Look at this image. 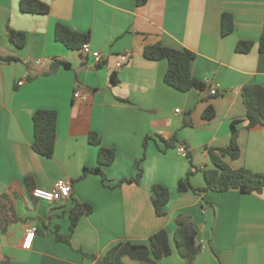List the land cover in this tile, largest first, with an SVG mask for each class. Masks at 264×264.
<instances>
[{
    "label": "crops",
    "instance_id": "1",
    "mask_svg": "<svg viewBox=\"0 0 264 264\" xmlns=\"http://www.w3.org/2000/svg\"><path fill=\"white\" fill-rule=\"evenodd\" d=\"M41 1L49 7L46 14L21 11L19 0H0L1 264H96L81 251L97 259L118 241L147 243L160 229L172 241L178 213L191 217L201 244L192 264H264V193L178 188L182 179L194 188L205 186L204 171L216 168L211 150L231 168L264 173V124L246 126L241 96L244 85L264 88L259 50L264 0ZM223 13L233 19L225 36ZM56 22L88 34L99 61L56 40ZM7 28L25 34L22 47L9 41ZM239 41H250V50L236 51ZM157 42L194 53L190 70L204 83L202 90L179 91L164 82L167 60L143 55ZM124 52L127 61L116 67ZM209 106L214 115L205 119ZM36 109L57 114L50 157L31 148ZM232 122L238 132L236 158L215 150L228 145ZM90 132L98 134L99 145L88 141ZM179 145L186 155L177 153ZM99 146L113 150L110 164H98ZM143 153L139 183H119L135 175V160ZM95 166L105 178L83 174ZM60 180L71 185L68 198L48 202L31 195L32 188L50 189ZM153 184L169 192L164 216L154 212ZM75 202L92 210L80 215L71 231ZM30 226L34 233L25 231ZM55 231L69 235V243L58 241ZM122 261L148 264L127 255ZM154 264L185 262L174 251Z\"/></svg>",
    "mask_w": 264,
    "mask_h": 264
},
{
    "label": "trees",
    "instance_id": "2",
    "mask_svg": "<svg viewBox=\"0 0 264 264\" xmlns=\"http://www.w3.org/2000/svg\"><path fill=\"white\" fill-rule=\"evenodd\" d=\"M146 0H136L137 5H142ZM20 10L26 13L46 14L49 7L41 0H19ZM233 30V19L229 13H223L220 21V34L225 36ZM8 39L16 47L20 48L24 45L25 34L22 31H16L12 28H7ZM54 38L63 43L69 49H80L81 44L88 41L89 35L75 31L67 25L56 22L54 25ZM252 43L250 41H239L235 45V50L238 52H248ZM259 50L264 51V34L259 39ZM144 57L152 60L166 59L168 67L164 74V82L179 91H186L191 88L202 90L204 83L197 80L191 74L190 66L194 59V53L187 48L177 49L162 45L160 42L146 46L143 49ZM5 61L10 60V57H3ZM67 65L66 63H63ZM241 96L246 108L245 116L247 119V127H252L256 124H264V88L259 85H244L241 88ZM214 115V110L211 106L207 107L202 116L205 119H211ZM56 119L57 114L52 109H36L32 113L33 139L31 148L36 153L50 157L53 152L54 140L56 136ZM231 124L230 141L227 146L215 149L222 155H228L231 158H236L239 155V146L237 143V129ZM161 141H163L160 138ZM88 141L92 144L99 145L100 138L97 133L90 132ZM146 140L143 141L145 147ZM186 155V154H185ZM144 157V153L135 160L136 173L132 177L122 178V182L139 183L142 169L140 162ZM210 157L215 169L204 171V179L206 184L204 187H191L187 179L179 180L178 188L185 191L188 188L194 191H203L212 189L216 191H226L231 188H237L242 192H257L264 193V173L252 172L249 169L231 168L227 163L210 151ZM114 159V152L110 148L99 146L98 149V164H110ZM88 171L100 173L102 178H105L104 173L99 166L92 168H84L83 174ZM189 172L187 174V177ZM30 178L26 177L25 182H29ZM152 204L154 212L158 216L166 214L164 206L168 202L169 192L166 187L160 184L151 186ZM91 206L87 203L75 202L70 211V229L73 231L77 224L80 215L90 213ZM175 229L172 241L168 232L165 229H160L153 233L147 243H134L129 240L118 241L109 247L99 258L94 255L81 251L84 256L95 259L96 264H124L122 257L127 255L141 262L154 264L158 259L164 256L171 255L176 251L184 260L185 264H192L201 250V244L196 240V232L193 226V221L188 214L178 213L174 217ZM56 239L69 243V235H62L55 231Z\"/></svg>",
    "mask_w": 264,
    "mask_h": 264
},
{
    "label": "built area",
    "instance_id": "3",
    "mask_svg": "<svg viewBox=\"0 0 264 264\" xmlns=\"http://www.w3.org/2000/svg\"><path fill=\"white\" fill-rule=\"evenodd\" d=\"M81 54L84 56L91 55L95 61H99L100 59V53L98 51H92L88 41H85L81 44L80 47ZM128 59V54L126 52L120 54L118 60L116 61L115 65L116 67L121 66L124 64ZM36 64H39V60L35 61ZM23 83V79L18 81V85H21ZM210 94H214L216 91L214 88H211L209 90ZM79 96V91H76L74 93V97ZM177 112L178 109H175ZM176 151L180 155H185V148L182 145H179L176 147ZM71 193V185L67 181H57L53 187L50 189H45L42 187H34L31 190V195L39 200H44L48 202H54L66 199L70 196ZM27 233H34L36 231L35 226H30L25 230ZM2 263L1 253H0V264Z\"/></svg>",
    "mask_w": 264,
    "mask_h": 264
}]
</instances>
